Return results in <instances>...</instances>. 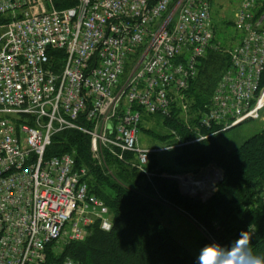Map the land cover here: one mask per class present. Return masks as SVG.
I'll list each match as a JSON object with an SVG mask.
<instances>
[{
    "label": "built area",
    "instance_id": "1",
    "mask_svg": "<svg viewBox=\"0 0 264 264\" xmlns=\"http://www.w3.org/2000/svg\"><path fill=\"white\" fill-rule=\"evenodd\" d=\"M72 1L0 0V264H80L55 246L85 241L96 222L110 233L113 217L87 170L51 151L57 138L79 132L95 159L120 152L147 167L157 152L139 149L144 114L172 116L214 49L216 0ZM260 2L241 1V44L199 120L202 140L261 118Z\"/></svg>",
    "mask_w": 264,
    "mask_h": 264
},
{
    "label": "trees",
    "instance_id": "2",
    "mask_svg": "<svg viewBox=\"0 0 264 264\" xmlns=\"http://www.w3.org/2000/svg\"><path fill=\"white\" fill-rule=\"evenodd\" d=\"M54 1L60 9L74 6L72 0ZM230 66V57L211 50L208 52L202 61L199 76L186 91L190 99L196 100L197 107L205 110L209 106L213 90ZM184 135L187 136L186 133ZM209 143L200 145L202 149L207 148L206 155L197 151L188 156L186 151L181 159L189 164L198 159L214 164L223 171V179L207 203L184 197L192 202L185 206L194 211V217L203 224L210 237L228 243L243 229L251 237L253 251L264 255V126L234 149L215 140L209 148ZM51 151L55 155L74 153L77 168L89 167L95 180L91 182V177L88 179L90 189L104 200L113 216L110 233L95 227L85 241L68 244L60 261L70 258L80 264H193L195 254L178 243L169 229L156 218L158 203L151 186L148 185L141 193L140 181H129L122 174H119L117 182H110L92 159L89 137L79 132L60 135ZM132 172L134 175L135 171ZM155 185L163 195L180 194L174 180L158 178Z\"/></svg>",
    "mask_w": 264,
    "mask_h": 264
},
{
    "label": "rangeland",
    "instance_id": "3",
    "mask_svg": "<svg viewBox=\"0 0 264 264\" xmlns=\"http://www.w3.org/2000/svg\"><path fill=\"white\" fill-rule=\"evenodd\" d=\"M241 1L216 0L213 3L210 24L214 30V49L211 52L230 57V51L241 44L240 34L242 33L236 25L239 14L243 10ZM256 7L258 13L260 12L259 14L263 15L264 0H261ZM257 11L254 14L255 16H257ZM208 59L209 56L206 60ZM223 72L224 70L220 75L218 73L217 76L219 75L220 77ZM215 91L213 90L210 96L209 107L212 104ZM174 102L172 116L168 118L144 114V123L139 138V149L147 152H157L156 155L150 157V163L147 167L139 169L135 156L132 154L117 152L116 157H114L110 153H106V150H103L99 159L91 156L96 166L101 168L104 177L108 178L110 182H117L119 174H122L121 176H125L129 181L139 180L142 185L141 193L145 192V188L148 185L151 186L154 192V199L158 203L155 211L156 218L169 229L178 243L188 247L195 254L203 244L208 242L210 236L203 224L194 217V211L191 212L186 208L185 205L192 202L183 198L198 199L203 204L207 203L217 192V185L223 179L224 173L214 164L203 163L205 160L198 159L189 164L187 160L181 159V157L183 153L186 154V151L188 156H192L197 151H202L206 155L208 153L207 148L202 149L200 145L210 142V148L213 140L224 144L229 149H234L264 126V107L261 109L260 120L246 122L229 130L214 128L212 133L209 132V139L202 140V138L207 137L208 133L202 131L199 126V120L206 109L203 110L201 106L197 107L196 100L190 99L187 94L184 98L183 96L176 98ZM183 135L187 138L184 139ZM190 147H193V149ZM66 154H70L75 160L74 153ZM121 156L123 157L122 160L119 159ZM82 168L87 170L88 179L91 177V182L92 180L94 182L95 180L89 167H80L79 169ZM130 171H135V174L133 175V172L131 173ZM158 178H168L176 181L180 199H178V195H163L155 185V181ZM189 184L191 185L189 186ZM99 224L100 222H96L91 231L87 233L89 237L95 227L100 229ZM67 245L65 243L56 245L53 256L63 257ZM65 259L63 258V261Z\"/></svg>",
    "mask_w": 264,
    "mask_h": 264
},
{
    "label": "clouds",
    "instance_id": "4",
    "mask_svg": "<svg viewBox=\"0 0 264 264\" xmlns=\"http://www.w3.org/2000/svg\"><path fill=\"white\" fill-rule=\"evenodd\" d=\"M251 237L246 230L228 243L210 237L193 257V264H264V255L257 254L251 247Z\"/></svg>",
    "mask_w": 264,
    "mask_h": 264
},
{
    "label": "bare ground",
    "instance_id": "5",
    "mask_svg": "<svg viewBox=\"0 0 264 264\" xmlns=\"http://www.w3.org/2000/svg\"><path fill=\"white\" fill-rule=\"evenodd\" d=\"M188 185V184H187ZM191 184H189V186H190Z\"/></svg>",
    "mask_w": 264,
    "mask_h": 264
}]
</instances>
